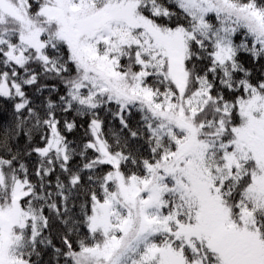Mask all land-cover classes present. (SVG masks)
I'll list each match as a JSON object with an SVG mask.
<instances>
[{
	"label": "snow or ice",
	"instance_id": "6c2138e0",
	"mask_svg": "<svg viewBox=\"0 0 264 264\" xmlns=\"http://www.w3.org/2000/svg\"><path fill=\"white\" fill-rule=\"evenodd\" d=\"M0 264H264V0H0Z\"/></svg>",
	"mask_w": 264,
	"mask_h": 264
}]
</instances>
